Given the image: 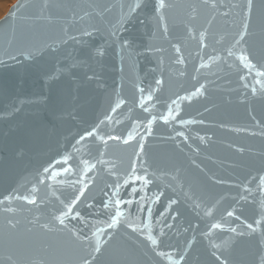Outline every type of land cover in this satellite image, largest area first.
Segmentation results:
<instances>
[{"label":"water","instance_id":"95a60500","mask_svg":"<svg viewBox=\"0 0 264 264\" xmlns=\"http://www.w3.org/2000/svg\"><path fill=\"white\" fill-rule=\"evenodd\" d=\"M165 4L17 0L0 18V264L264 260V0ZM117 184L131 203L108 229Z\"/></svg>","mask_w":264,"mask_h":264},{"label":"snow or ice","instance_id":"6c2138e0","mask_svg":"<svg viewBox=\"0 0 264 264\" xmlns=\"http://www.w3.org/2000/svg\"><path fill=\"white\" fill-rule=\"evenodd\" d=\"M252 2H253V0H247V7H248V11H249V13L251 12ZM138 6H139V5H135V7H138ZM158 6H159L160 8H164V7H166L165 0H159V5H158ZM20 7H21L20 4H18V5L16 6V9L13 10L12 17L15 16L17 9H19ZM12 17L6 18V20H7V19H10V18H12ZM242 27H243L242 32H240V33L238 34L239 39L236 40V44H238V45L241 44V43L244 41L245 37H246L247 34H248V33H247L248 24L245 22V23L243 24ZM201 36L203 37V34H201ZM178 50H179V49H177V51H178ZM232 54H233V53H231V52L229 53V55H232ZM239 59H240L241 61H246V62H247V63L245 64L246 67H249V68H254V67H255V65L251 64L250 59H249L248 56L242 54V55L239 57ZM257 75H258V76H264V72H257ZM157 83H161V82L158 81ZM201 87H203V86H201ZM197 91H199V89H198ZM253 91H255V89H253ZM150 98H151V97H150ZM169 115H171V109L169 110ZM162 119H164L165 121H167V120H168V117H162ZM181 122L183 123V121H181ZM93 134H94V130L86 133L87 136H93ZM180 135H183V133H180ZM81 139H84V137H81ZM110 139H111V137H110ZM117 139H118V138H117ZM125 143H127V141H125ZM140 148H141V151H142V150H143V145H140ZM66 162H67V161H65V163H66ZM68 170H70V169H68ZM45 171H47V169H45ZM132 178L135 179V180H137V181L142 180V181L144 182L143 185L141 186L142 188L146 187L149 183H151V181H149L146 177L136 176L134 171H133V174H132ZM127 183H128V180H125V184H127ZM119 188H120V185L117 184V185H116V190H117V191H116V193H115V199L110 200L109 203H105V204L103 205L104 208H108V207H109V204H112L113 207H115V209H116V210H115V214L112 215V216L110 217V222H107V227H108V229H112V228L117 227V226L119 225V223H120V219H119V218H120L122 215H124V213L120 211V207H119V206H120L122 203H124V204H130V203H131V201H122V200L119 198V194H118V190H119ZM135 193H136V189L133 188V189H132V194H135ZM82 195H83V192L81 191V192H80V195L77 196L76 199L73 200L71 204H69V205L66 206V211L63 212V213H61V216L57 217V219L59 220L60 224H64V220H65L68 216L72 215L73 210H74V206H75V204L77 203V201L79 200L80 196H82ZM154 195H155V194H154ZM22 198H23V199H27V197H22ZM5 199H10V197H6ZM155 199L158 200V199H159V196H155ZM145 200H150V201H152V202H155V201L152 200L151 197H148L147 195H142V196L140 197V201L138 202V205H137V210H138V211L145 210V209H144V202H145ZM30 202L35 203V200H32V201H30ZM171 203H175V201H172ZM9 210L11 211V209H9ZM146 211H147V213H148V216L151 217V214H152V209H151V207L147 208ZM166 211H167V209H166ZM162 215H163V214H162ZM228 215L231 216V215H233V213L229 212ZM75 217H76V218H81V219H82V217L80 216V213H79L78 211L75 212ZM255 223H256V224H259L260 221L257 220V221H255ZM129 226H131V225H129ZM213 227H214V228H219V227H221V225H220V224H215V225H213ZM247 228H248V229H253V224H251V223L247 224ZM102 231H104V230H103V229H98V232H102ZM231 231H236V229H231ZM147 238H148V240H150L154 245L157 243L156 239H155L153 236L149 235ZM84 239L87 240V237H85ZM94 250H95L96 252H99V251H100L99 246H97ZM160 255H161V256H165V255H167V254L161 252ZM83 264H90V261L87 260V259H85V260L83 261ZM174 264H175V262H174ZM224 264H227V261H225ZM261 264H264V260L261 261Z\"/></svg>","mask_w":264,"mask_h":264},{"label":"rangeland","instance_id":"374dc122","mask_svg":"<svg viewBox=\"0 0 264 264\" xmlns=\"http://www.w3.org/2000/svg\"><path fill=\"white\" fill-rule=\"evenodd\" d=\"M17 0H0V18H2L9 8L16 2Z\"/></svg>","mask_w":264,"mask_h":264}]
</instances>
